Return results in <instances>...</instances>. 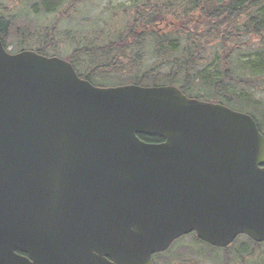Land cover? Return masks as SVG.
<instances>
[{
  "label": "water",
  "instance_id": "1",
  "mask_svg": "<svg viewBox=\"0 0 264 264\" xmlns=\"http://www.w3.org/2000/svg\"><path fill=\"white\" fill-rule=\"evenodd\" d=\"M192 233L264 243L254 119L174 86L95 87L0 40V264H152Z\"/></svg>",
  "mask_w": 264,
  "mask_h": 264
},
{
  "label": "trees",
  "instance_id": "2",
  "mask_svg": "<svg viewBox=\"0 0 264 264\" xmlns=\"http://www.w3.org/2000/svg\"><path fill=\"white\" fill-rule=\"evenodd\" d=\"M87 1L25 0L35 18H52L45 29L35 33L17 28L0 4V39L7 50L13 43L15 53L33 51L69 62L80 78L95 87L174 86L187 97L194 93L195 99L250 115L264 136V99L254 96L264 90V0H125L113 6L111 27L94 31V41L78 48L66 46L64 53L59 52L61 23ZM15 33L18 37L13 39ZM26 39L31 40L29 45ZM205 94L208 97H202ZM139 139L149 144L162 142L157 136ZM188 237L187 245L180 246L175 255L167 256L168 251L154 255L153 264L208 260L264 264V243L248 237L240 236L223 249L207 245L194 233L179 240Z\"/></svg>",
  "mask_w": 264,
  "mask_h": 264
},
{
  "label": "rangeland",
  "instance_id": "3",
  "mask_svg": "<svg viewBox=\"0 0 264 264\" xmlns=\"http://www.w3.org/2000/svg\"><path fill=\"white\" fill-rule=\"evenodd\" d=\"M109 1H112V6H110ZM125 0H88L86 5H83L76 14H74L70 19L66 20L65 22L61 23L60 31L63 33V38L61 40V49L59 52L64 53V49L66 46H71L72 48L83 47L88 44V42L94 41L97 32H94L100 27H111L110 21V14L114 13L113 6L117 4L124 3ZM1 8H5L7 13L11 18H13L14 25L17 28L26 27L32 29V32H39L43 30L51 23V17L46 19H38L31 15L30 8L25 7V0H21L20 2L9 3L7 0H0ZM29 11V12H28ZM7 14V15H8ZM90 28L94 29L90 31ZM34 29V30H33ZM17 31V30H16ZM66 35L68 36L66 38ZM13 39L17 38V34L12 36ZM91 39V40H90ZM102 38L99 36V40ZM30 39H26L25 42H28L27 45L31 43ZM65 40V41H63ZM34 42V41H32ZM73 42L74 45L72 44ZM26 43H24L25 45ZM33 46V44H31ZM19 49V48H18ZM12 45L9 44L8 51L11 53L15 51ZM15 53V52H13ZM89 62V61H88ZM81 72L84 70L79 67ZM264 89V87H263ZM188 95V94H187ZM196 94L191 93L188 95L190 98H196ZM254 96L256 98L264 99V90L259 93H255ZM202 97H208L206 94ZM204 101H208L207 99H201ZM210 102V101H208ZM191 238L188 237L184 240L176 241L172 244L168 250L167 256L175 255L178 251L179 247L182 246L184 243L186 244ZM187 245V244H186ZM201 250H205L206 247L202 245L195 246ZM262 251H264V247H262ZM220 251L216 252L217 256H220ZM222 261H215L212 260L198 262V264H221ZM178 264V263H177Z\"/></svg>",
  "mask_w": 264,
  "mask_h": 264
},
{
  "label": "flooded vegetation",
  "instance_id": "4",
  "mask_svg": "<svg viewBox=\"0 0 264 264\" xmlns=\"http://www.w3.org/2000/svg\"><path fill=\"white\" fill-rule=\"evenodd\" d=\"M17 255H21V256H24L26 257L27 259H30L29 255L28 254H23V253H20L19 251H14Z\"/></svg>",
  "mask_w": 264,
  "mask_h": 264
}]
</instances>
